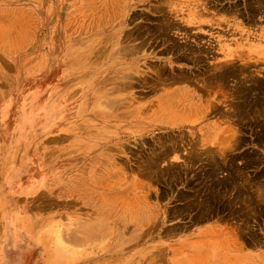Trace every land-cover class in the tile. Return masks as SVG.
I'll list each match as a JSON object with an SVG mask.
<instances>
[{"label": "rangeland", "instance_id": "1", "mask_svg": "<svg viewBox=\"0 0 264 264\" xmlns=\"http://www.w3.org/2000/svg\"><path fill=\"white\" fill-rule=\"evenodd\" d=\"M263 112L264 0H0V264H169L212 219L264 255Z\"/></svg>", "mask_w": 264, "mask_h": 264}, {"label": "crops", "instance_id": "2", "mask_svg": "<svg viewBox=\"0 0 264 264\" xmlns=\"http://www.w3.org/2000/svg\"><path fill=\"white\" fill-rule=\"evenodd\" d=\"M178 229L176 235L171 233L169 243L160 245L168 252L169 264H259V257H264L257 251L243 250L229 225L219 219L192 230L188 226Z\"/></svg>", "mask_w": 264, "mask_h": 264}, {"label": "bare ground", "instance_id": "3", "mask_svg": "<svg viewBox=\"0 0 264 264\" xmlns=\"http://www.w3.org/2000/svg\"><path fill=\"white\" fill-rule=\"evenodd\" d=\"M246 2V1H245ZM244 2V3H245ZM250 3H251V1H249ZM248 2V3H249ZM249 3V4H250ZM233 4H235L234 5V7L235 6H237V2H233ZM240 4V3H239ZM255 5L254 4V1H253V3H251V5ZM258 4V3H257ZM249 6V5H248ZM247 7V6H246ZM254 7H256V5L254 6ZM254 7L252 8V9H254ZM258 7V6H257ZM231 8V7H230ZM249 8V7H248ZM250 10V11H247V15H248V18L249 17H251V15L253 14V10ZM234 10V9H233ZM241 9H239V11H240ZM259 10V9H258ZM250 15V16H249ZM157 21V20H156ZM165 27V26H164ZM159 29V28H158ZM157 31V30H156ZM155 31V32H156ZM186 33V32H185ZM169 35V34H168ZM165 36V35H164ZM167 37V36H166ZM189 39V38H188ZM200 44V43H199ZM187 47V46H186ZM188 48V47H187ZM189 48H190V46H189ZM193 49V48H192ZM185 50H188V49H185ZM191 50V49H190ZM177 52V51H176ZM189 52V51H188ZM198 53V52H197ZM199 53H200V51H199ZM190 54V53H189ZM201 55H202V53H201ZM204 55V54H203ZM186 56V55H185ZM188 57V56H187ZM203 58V57H202ZM193 60H194V58H192ZM197 59V58H196ZM185 60H187V59H185ZM196 61H198V60H196ZM200 61V60H199ZM225 62H227V61H225ZM232 62V61H231ZM231 62H227V63H231ZM236 62V61H235ZM234 63V62H233ZM218 64V63H217ZM224 63L222 62L221 64H218L217 65V67L219 66V69L221 68V70L222 69H224L223 67L226 65H228V64H225V65H223ZM230 65V64H229ZM235 65H237V64H235ZM248 65V64H247ZM246 65V66H247ZM225 66V67H226ZM250 66V65H249ZM230 67H233V66H230ZM242 67V66H241ZM167 68V67H166ZM214 69V68H213ZM216 70V69H215ZM224 70H227V69H224ZM224 72V71H223ZM226 73L225 74H229V73H231V71H225ZM248 72V71H247ZM232 73H233V75H234V73H236L235 72V70L234 71H232ZM223 74V73H222ZM246 74V73H245ZM231 75V74H230ZM237 75V74H236ZM168 76V75H167ZM180 76V75H179ZM226 75H224V76H220V74H217V78H220L219 80H225L227 77H225ZM248 76V75H247ZM165 77V76H164ZM231 77V76H230ZM209 78H211V77H209ZM169 80V79H168ZM213 80V79H212ZM236 80V79H235ZM243 80V79H242ZM174 81V80H173ZM160 82H162V81H160ZM164 82V81H163ZM187 82V81H186ZM196 82V81H195ZM205 83V82H204ZM204 83H203V85H202V87H205V85H204ZM208 83V82H207ZM209 83H211V82H209ZM230 84V83H229ZM253 84V83H252ZM208 85V84H207ZM209 85H212L213 86V84L211 83V84H209ZM219 86H220V84H219ZM254 86V85H253ZM253 86H251L252 88H253ZM200 87V86H199ZM209 88H210V86H209ZM239 88V87H238ZM252 88H248V89H242V90H245L247 93L248 92H251L252 90L254 91V89H252ZM255 88H256V85H255ZM205 89V88H204ZM238 90V89H237ZM234 91L236 94H237V92H240V91ZM241 90V92H243ZM244 91V92H245ZM257 91V93H259V90H256ZM233 92V93H234ZM240 92V93H241ZM256 93V92H255ZM256 93V94H257ZM179 95V99L178 98H175V95ZM206 94V93H205ZM236 94H234V95H236ZM239 94V93H238ZM229 95H231V94H229ZM233 95V96H234ZM247 95H250V94H247ZM247 95H245V96H247ZM166 96L170 99V100H174V99H176V104L177 105H180L181 107L183 106V108H185V107H187V109L188 110H192V109H194V107H196L197 105H199L200 104V102H201V99L198 97H196L195 98V96L194 95H188V93H185V91H183V90H181V91H177L176 93L175 92H173V93H166ZM245 96H244V98H245ZM237 97V96H236ZM241 97H243L242 95H241ZM240 97V98H241ZM250 97V96H249ZM249 97H248V99H249ZM227 98V97H226ZM165 99V98H164ZM246 99H247V97H246ZM211 100V99H210ZM257 101V98H250V100H247L246 101V104L247 105H249V107H250V105H252V104H254L255 102ZM178 102V103H177ZM232 102V101H231ZM206 103L208 104V101L206 100ZM242 103H244V102H242ZM163 104L166 106V105H168L167 107H169L170 106V104H168V103H164L163 102ZM173 104H175V103H173ZM207 106V105H206ZM208 106H209V104H208ZM253 106V105H252ZM162 108H164V106H161ZM167 107H165V108H167ZM211 108V107H210ZM245 108V107H244ZM186 109V108H185ZM209 110V109H208ZM211 110V109H210ZM203 111H204V109H203ZM248 111V110H247ZM250 111V110H249ZM36 112V111H35ZM226 112V111H225ZM203 113V112H202ZM207 113V112H206ZM264 113V112H263ZM226 114V113H225ZM230 114V113H229ZM224 115V114H223ZM227 117V116H226ZM235 117V116H234ZM219 119V118H218ZM247 119V118H246ZM254 119V118H253ZM234 135H236V134H234ZM207 136L209 137V138H211L212 137V135L211 134H209V133H207ZM236 139V138H235ZM260 143V142H259ZM198 151V150H197ZM212 152V151H211ZM210 152V153H211ZM198 159V158H197ZM201 160V159H200ZM233 174V173H232ZM250 180V179H249ZM210 182V181H209ZM201 183V182H200ZM231 186V185H230ZM243 192V191H242ZM207 201V200H206ZM100 223V222H99ZM87 225V224H86ZM84 226V225H83ZM94 226H95V224H94ZM94 226H92V227H94ZM89 228H91V225L90 226H88ZM94 228H96V227H94ZM94 228H91V229H94ZM104 228V227H103ZM91 229H89V230H91ZM94 230H96V229H94ZM93 233H95V232H93ZM97 233H99V232H97ZM83 234V233H82ZM60 235V234H59ZM87 235H89V234H87ZM99 235V234H98ZM103 235V234H102ZM4 244L5 243H3L2 245H1V249L3 250V249H5L4 248ZM50 253V252H49ZM51 254V256H52V253H50ZM54 254H55V252H54ZM47 257H49V256H47ZM55 258V257H54ZM69 258V257H68ZM52 259H53V256H52Z\"/></svg>", "mask_w": 264, "mask_h": 264}]
</instances>
